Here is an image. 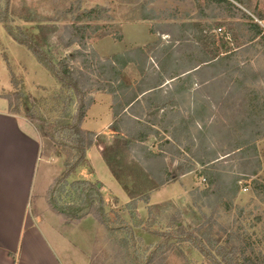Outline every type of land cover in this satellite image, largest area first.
<instances>
[{
    "label": "rangeland",
    "instance_id": "374dc122",
    "mask_svg": "<svg viewBox=\"0 0 264 264\" xmlns=\"http://www.w3.org/2000/svg\"><path fill=\"white\" fill-rule=\"evenodd\" d=\"M234 5L239 9L226 8L218 0H10L6 24L18 37L21 30L28 36L36 35L52 64L63 55L71 57L73 50L79 48L77 44L69 47L63 44L68 39L66 27L74 22L90 24L83 49L84 54L88 55V61L83 62L79 57L73 58L69 65L82 67L83 72L91 77L94 88L106 84L95 75L100 70L96 65L97 61L113 59L117 54L130 52L135 48H145L147 58L144 62L148 74H151V70L157 71V68L163 70L159 61L164 49L172 48L176 51L174 62L167 68L168 72L176 68L177 64H182L180 59H176L179 54L191 55L193 50L202 51L205 53L203 55L209 57L228 54L215 70L203 71L200 76L188 81L184 85L187 92L183 95L175 94L166 99L167 102L174 103L172 110L168 109L169 107L165 109L167 113L164 122H173L167 131L163 132V127L158 122L163 111L160 104L145 109L144 101L142 105H135L132 109L143 121L157 122L158 134L149 136L145 142L154 151H158L159 144L167 138L166 136H171L169 132L179 137L180 148H183L186 140H192L195 144L193 148H196L200 140L198 130L202 131L200 136L204 135L206 130L200 120L214 126H224L215 130L211 128L206 133L207 142L219 155L218 167L229 176L241 178L233 195L224 194L220 199L213 195H201L202 190L206 188V182L200 172L202 167L192 162L186 153L176 155L171 151L166 154L165 159L171 172L179 174L182 170L180 164L191 165L193 170L173 179L171 187L167 188L168 197L160 203L152 204L154 208L151 215H148L147 206H140L138 216L130 217L128 212L123 210L125 204H119L117 198L103 188L108 204L106 210L111 219H114L113 213L109 210L116 212L131 225L142 221L140 225L133 226L135 248L142 255L141 264L145 262L144 259L151 250L164 241L161 235L152 232H179L182 227L205 241L203 232L211 222V232L214 236L224 238L229 230L239 233L252 243L254 252H260L264 256V138L256 141L261 161L256 175H246L248 177L242 179L238 172L241 170L243 159L237 155L222 159V154L229 150V141L236 138L234 130L237 129L238 119L245 116V107L256 105L264 96V40L255 38V31L251 26L252 22L259 24L257 21L264 19V0H250L246 5ZM94 7L104 8L98 13L97 19L75 20L83 10ZM1 26L3 27L2 24ZM218 28L221 30L218 31ZM18 56L24 59L25 55L18 53ZM135 56L136 53L129 55L132 58H136ZM34 59L37 61L35 57ZM15 65L13 68L8 65L12 88L10 91H1L2 96L10 99L12 112L24 116L33 125L40 141L41 155L60 166V175L66 170L65 160L71 154L64 145L68 134L63 126L72 122L71 117L77 108L76 96L42 64L40 65L49 73L50 79L48 75L37 73L33 69L26 71V68L23 71L22 68L20 72H16L17 64ZM133 66L134 69L127 68L125 72L122 71L121 82L126 87L125 94L131 89L137 90L141 80L147 85L157 80L142 78L140 75L137 81V65ZM222 69L225 73L218 76V81H212L206 87L200 84L201 80ZM30 73H33L34 77H30ZM145 83L141 87L145 86ZM233 83L235 85H232ZM173 84L170 81L163 89L170 88ZM96 92L105 91L92 89L86 96L93 98ZM254 95L259 97L258 100L253 98ZM69 98L74 102L65 111ZM194 101L198 107L196 112L193 111ZM203 107L206 110H203ZM119 120H125L121 125L118 124L121 126V132H116L108 140L105 138V143L104 140L100 141L102 136L96 137L95 134L92 145L104 146V157L116 173L117 179L126 190L131 189V195H136L138 190L148 187L146 174L137 164L138 161L136 162L137 149L128 150L122 142L129 140L125 127L138 128L131 121L127 123L126 117ZM182 120L186 124L181 123ZM226 128L230 129V135H227L229 132H226ZM211 134L213 136L210 137ZM254 165V162L251 163L247 169ZM91 173V166L85 157L84 162L71 170L68 179L72 181L91 178ZM137 185L142 187L136 189ZM110 224L118 227L120 223L116 221ZM115 235L116 239L109 234L108 229L98 224L97 242L94 244L97 256L92 264L123 263L121 259L114 261L120 250L115 241L121 238L122 233L117 232ZM170 242L173 248L168 251L162 264H210L189 241L177 243L175 239H171ZM92 260L91 255V262Z\"/></svg>",
    "mask_w": 264,
    "mask_h": 264
},
{
    "label": "trees",
    "instance_id": "16d2710c",
    "mask_svg": "<svg viewBox=\"0 0 264 264\" xmlns=\"http://www.w3.org/2000/svg\"><path fill=\"white\" fill-rule=\"evenodd\" d=\"M226 8H236L235 3L239 5H246L250 0H218ZM5 2V3H3ZM10 0H0V23L3 25L6 32L11 36L13 40L17 43L24 45L27 50H29L37 61L46 67L50 72H53L57 80L67 88L73 91L76 96L75 104L77 105L76 111L71 117V124H65L63 126L64 130H67V141L64 145L71 152L65 160L66 170L60 175L56 176L52 183L50 184L45 200L48 207L55 213L61 215L68 221H78L79 219L86 217L87 215H92L98 224L108 229L109 234L115 236L116 233H122L120 239H117L116 244L120 247L119 252L116 254L115 262L120 259L123 260L122 264H141L140 259L142 255L139 250L135 248L136 237L133 232V226H138L142 223H136L131 225L122 219L116 212L109 210L113 213V218L109 216L106 208L108 206L103 194V185L99 182H92L86 179H77L70 181L69 175L71 170L80 163L85 161V152L92 145L95 137L94 132H86L80 127V122L85 116L87 108L92 104V96L87 97L86 94H90L92 89L104 90L106 93L110 94L113 99V114L118 117L112 123V129L115 132H121V126L118 124L124 123L125 120H119L122 117L127 118V123L129 121L133 122L138 129L125 127V131L129 140H125L124 145L128 150L137 149L135 152V157L138 163L143 167V169L148 173V175L156 182L158 186H163L166 183L172 182L177 175H183L193 170L191 165L180 164L182 170L179 174L173 173L169 170L166 163V154L168 152H173L176 155H182L186 153L192 162L199 164L202 168L200 172L206 182V188L202 190L201 195L210 196L213 195L216 199H220L224 194L235 193L238 188L237 183L241 178H236L235 176H229L225 173L218 163L220 161L219 155H217L216 150L210 146L208 136L206 133L219 128L220 126L210 123L207 124L205 120H200L203 127L206 129L204 135L201 130H198L199 142L196 148L192 140H186V144L183 148H180L181 141L179 137L173 132L170 133L169 138H165L161 144H159L158 151L151 150L146 144L147 137L149 135L156 136L158 134L157 122L143 121L138 114L132 111L135 105L140 106L145 101V109H150L159 106L163 110L160 116L159 124L163 127V132L167 131L168 127H172L173 122H164L165 109L172 110L174 103L166 101V99L171 98L175 94L183 95L187 92V88L184 85L191 81L193 77H198L203 71L209 69L215 70L221 61L224 62L228 54L217 55L215 57H209L203 55L202 51H192L191 55L179 54L176 59H180L182 64H177L176 68L167 71V68L175 60V50L164 49L161 51L162 58L159 61L161 67L158 70H151V74H148L147 67H145V59L147 54L145 48H135L130 52L123 54H117L107 61H97L96 65L99 66L100 70L96 73V77L105 82L106 84L100 85L94 88L93 82H91V77L89 74L83 72L82 67L75 68L69 65V61L73 58H81L83 62L88 61V55L84 54L83 49L85 48V39L87 36V29L90 24L81 22L80 24H75L67 26L68 39L63 42L65 47H69L73 44L79 46L78 49L73 50L72 56L63 55L55 64H52L49 57L47 56L43 46L40 45L37 40L36 35L28 36L22 30L20 31V37L16 36L10 27L6 24V18L9 11ZM230 9V10H231ZM104 8L94 7L90 9L83 10L75 20H87L91 21L97 19L99 14ZM241 11V10H239ZM231 16V15H230ZM233 16V13H232ZM231 16V17H232ZM30 19V18H29ZM249 19V18H248ZM261 19V18H259ZM251 26L254 28V36L259 37L264 40V30L263 28L252 22ZM196 49V48H195ZM136 53V58L129 57V55ZM139 60V61H138ZM184 62V63H183ZM128 63H134L137 65V70L141 77L145 78H157L154 82L145 83L143 80L139 82V88L137 90L131 89L128 94L124 91L126 87L121 82V77H123V69ZM187 65V67H185ZM225 71H217L213 73L208 78L201 80L200 84L203 87L208 86L212 81H218V76L220 77ZM171 81L172 86L170 88L163 89V87ZM145 83V86L141 87ZM237 84V82L235 83ZM234 83L232 85H235ZM122 95V98H120ZM139 95L141 97H139ZM87 97V98H86ZM144 99H143V98ZM9 106H11L10 99ZM254 99L258 100V96L254 95ZM74 102L72 98H69L68 104L66 105L65 111L68 110L69 105ZM127 108L128 113L124 110ZM198 109L197 102L194 101V109L196 112ZM203 110H206L203 107ZM197 111L196 114H198ZM245 116L237 121V129L234 130L236 138H232L229 141V150L222 154V159L227 158L231 155H237L238 158L243 159L241 170L238 172L242 175V179L248 177L246 175H256L257 168L261 165L260 158L258 156V149L256 141L258 139L264 138V96L262 101L256 103V105H247L245 107ZM28 115V114H27ZM29 116V115H28ZM30 117V116H29ZM163 122V123H162ZM181 123L186 124L184 120ZM187 129L186 126H184ZM221 126L220 128H223ZM227 135L231 134L230 129L226 128ZM213 134L210 135V137ZM255 163L250 169H247L251 163ZM257 180H253L256 182ZM148 194H144L140 197L131 199L125 204L123 210L128 212L130 217L138 216V203L144 202L148 204ZM154 205H147L148 215L152 214V209ZM118 221L120 224L118 227H113L110 224L112 222ZM210 221V220H209ZM211 222V221H210ZM211 222L208 228L203 232L205 241L196 236L193 232L185 231L180 227L179 232H157L152 233L159 234L163 237V242H160L151 252L146 256L145 262L143 264H162L166 259L168 251L172 250L173 244H171V239H175L177 243H182L189 241L192 247L197 250L206 261L210 264H263L264 256L260 252H254L252 248V243L248 242L247 237L243 235L228 231L224 238L221 236H214L211 232L212 229ZM181 226V225H179ZM148 231V230H147ZM165 238V239H164ZM97 238L95 239V244ZM97 250L95 247L92 254V262L95 256H97Z\"/></svg>",
    "mask_w": 264,
    "mask_h": 264
},
{
    "label": "crops",
    "instance_id": "0c3cea01",
    "mask_svg": "<svg viewBox=\"0 0 264 264\" xmlns=\"http://www.w3.org/2000/svg\"><path fill=\"white\" fill-rule=\"evenodd\" d=\"M257 22L264 29V19ZM18 53H23L24 59ZM34 60L29 50L13 40L0 24V264H90L98 222L92 216L68 221L48 207L46 192L59 175L60 166L41 155L35 128L24 116L11 111L9 100L1 93L12 88L8 65L13 68L17 64L16 72L22 68L23 71L33 69L50 79L45 68ZM131 65L135 64L128 63L123 72L134 69ZM135 69L138 81L140 74ZM113 106L110 94L94 93L93 103L80 122L81 129L94 132L96 137L102 136L100 141L107 142L105 138L108 140L116 133L111 129L118 118L113 114ZM124 110L129 114L127 108ZM104 149L93 144L86 150L85 157L92 169L91 178L86 179L100 182L119 204L144 194H148L149 204L160 203L168 197L167 188L172 183L158 186L137 160L146 174L148 187L131 195V189L126 190L108 164ZM138 187L142 186L135 188ZM147 205L138 203L139 208Z\"/></svg>",
    "mask_w": 264,
    "mask_h": 264
},
{
    "label": "built area",
    "instance_id": "2783aa9c",
    "mask_svg": "<svg viewBox=\"0 0 264 264\" xmlns=\"http://www.w3.org/2000/svg\"><path fill=\"white\" fill-rule=\"evenodd\" d=\"M217 30H218V31H220L221 29H220V28H218Z\"/></svg>",
    "mask_w": 264,
    "mask_h": 264
}]
</instances>
